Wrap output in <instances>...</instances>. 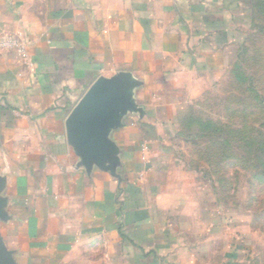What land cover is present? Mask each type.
I'll return each instance as SVG.
<instances>
[{
  "label": "crops",
  "instance_id": "1",
  "mask_svg": "<svg viewBox=\"0 0 264 264\" xmlns=\"http://www.w3.org/2000/svg\"><path fill=\"white\" fill-rule=\"evenodd\" d=\"M253 3L0 0V42L23 52L0 48V236L13 264H249L203 203L156 188L153 166L179 104L225 74ZM97 83L116 84L119 102L102 166L66 127Z\"/></svg>",
  "mask_w": 264,
  "mask_h": 264
},
{
  "label": "rangeland",
  "instance_id": "2",
  "mask_svg": "<svg viewBox=\"0 0 264 264\" xmlns=\"http://www.w3.org/2000/svg\"><path fill=\"white\" fill-rule=\"evenodd\" d=\"M235 34L221 80L175 110L153 183L203 203L206 218L227 226L239 260L264 264V1Z\"/></svg>",
  "mask_w": 264,
  "mask_h": 264
},
{
  "label": "water",
  "instance_id": "3",
  "mask_svg": "<svg viewBox=\"0 0 264 264\" xmlns=\"http://www.w3.org/2000/svg\"><path fill=\"white\" fill-rule=\"evenodd\" d=\"M117 92L118 87L114 83L93 85L66 120V127L81 153L86 158L96 159L98 166H102L107 159L106 145L102 137L103 125L112 112L110 108L119 106ZM0 264H13L1 236Z\"/></svg>",
  "mask_w": 264,
  "mask_h": 264
},
{
  "label": "built area",
  "instance_id": "4",
  "mask_svg": "<svg viewBox=\"0 0 264 264\" xmlns=\"http://www.w3.org/2000/svg\"><path fill=\"white\" fill-rule=\"evenodd\" d=\"M0 48L2 49H7V48H13V49H18L22 52V47L18 41L15 40H3L0 42Z\"/></svg>",
  "mask_w": 264,
  "mask_h": 264
},
{
  "label": "trees",
  "instance_id": "5",
  "mask_svg": "<svg viewBox=\"0 0 264 264\" xmlns=\"http://www.w3.org/2000/svg\"><path fill=\"white\" fill-rule=\"evenodd\" d=\"M264 0H254L253 8L261 6Z\"/></svg>",
  "mask_w": 264,
  "mask_h": 264
}]
</instances>
